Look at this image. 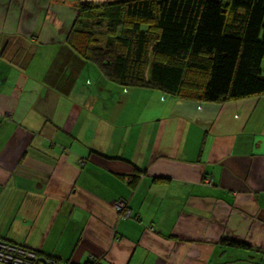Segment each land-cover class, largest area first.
I'll return each mask as SVG.
<instances>
[{
  "label": "crops",
  "instance_id": "obj_1",
  "mask_svg": "<svg viewBox=\"0 0 264 264\" xmlns=\"http://www.w3.org/2000/svg\"><path fill=\"white\" fill-rule=\"evenodd\" d=\"M117 1L0 0V240L71 264H264V96L107 81L66 39L81 3Z\"/></svg>",
  "mask_w": 264,
  "mask_h": 264
},
{
  "label": "trees",
  "instance_id": "obj_2",
  "mask_svg": "<svg viewBox=\"0 0 264 264\" xmlns=\"http://www.w3.org/2000/svg\"><path fill=\"white\" fill-rule=\"evenodd\" d=\"M66 42L124 88L197 103L264 96V0L81 3Z\"/></svg>",
  "mask_w": 264,
  "mask_h": 264
},
{
  "label": "built area",
  "instance_id": "obj_3",
  "mask_svg": "<svg viewBox=\"0 0 264 264\" xmlns=\"http://www.w3.org/2000/svg\"><path fill=\"white\" fill-rule=\"evenodd\" d=\"M4 119V116L0 115V121ZM206 181L208 185L211 184L210 179H206ZM114 206L117 212H123L124 217L130 216L123 201L116 202ZM150 230L152 231V229ZM0 264H66V262H61L50 256H41L34 250L0 240Z\"/></svg>",
  "mask_w": 264,
  "mask_h": 264
}]
</instances>
